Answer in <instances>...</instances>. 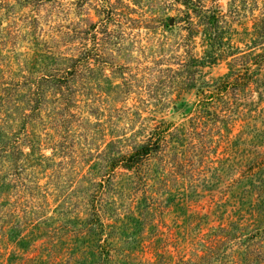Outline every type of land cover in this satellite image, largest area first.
<instances>
[{"label": "rangeland", "instance_id": "rangeland-1", "mask_svg": "<svg viewBox=\"0 0 264 264\" xmlns=\"http://www.w3.org/2000/svg\"><path fill=\"white\" fill-rule=\"evenodd\" d=\"M189 5L0 0V264H264V0Z\"/></svg>", "mask_w": 264, "mask_h": 264}, {"label": "trees", "instance_id": "trees-1", "mask_svg": "<svg viewBox=\"0 0 264 264\" xmlns=\"http://www.w3.org/2000/svg\"><path fill=\"white\" fill-rule=\"evenodd\" d=\"M183 2H184V5L187 8H189V6H190L189 4H190L191 0H183ZM235 81L236 82H234V83H232L230 81L221 83V86L219 89L221 91V93H227L232 85L240 87V85H238L240 83V80L235 79ZM161 145H162L161 139L157 138L154 141L143 145L140 149L133 152L131 155H129L126 158V164L128 166V169L130 170L132 168L137 167L140 163H142L144 161L145 158L150 156V154H152L154 151L155 152L159 151V149L161 148ZM95 224H98V228H97L98 231H94L97 233L96 235H99L100 233H102V234L105 233V231L108 227L107 225H104L103 223H101V221H98V222L95 221ZM101 238H102V236L100 235V239ZM228 242L229 243L231 242V237H228L227 234H225L224 240L222 241L221 244H222V246H227ZM98 247H99L98 251H99V257H100L99 264H114L113 257L115 255L113 253H114V250H116V249H114V247L110 244L103 245L100 242H99ZM209 256L211 257V259L213 261L215 260L214 256H216V252L214 249H212ZM155 264H170V262L168 261V258L161 257L158 261L155 262ZM182 264H202V262L201 261L199 262L198 260H196L194 262H190V261L183 262L182 261ZM209 264H212V262Z\"/></svg>", "mask_w": 264, "mask_h": 264}]
</instances>
